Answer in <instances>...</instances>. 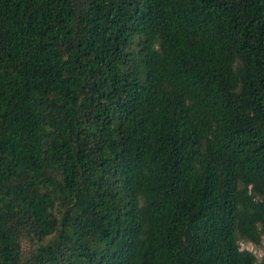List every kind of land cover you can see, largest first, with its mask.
Wrapping results in <instances>:
<instances>
[{
  "label": "trees",
  "instance_id": "1",
  "mask_svg": "<svg viewBox=\"0 0 264 264\" xmlns=\"http://www.w3.org/2000/svg\"><path fill=\"white\" fill-rule=\"evenodd\" d=\"M264 0H0V264H264Z\"/></svg>",
  "mask_w": 264,
  "mask_h": 264
},
{
  "label": "rangeland",
  "instance_id": "2",
  "mask_svg": "<svg viewBox=\"0 0 264 264\" xmlns=\"http://www.w3.org/2000/svg\"><path fill=\"white\" fill-rule=\"evenodd\" d=\"M240 248L252 252L256 256V258L260 260L264 256V238L261 248H256L253 245L246 242H241Z\"/></svg>",
  "mask_w": 264,
  "mask_h": 264
}]
</instances>
